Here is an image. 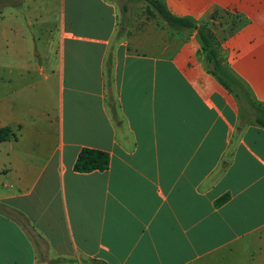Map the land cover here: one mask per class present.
<instances>
[{"label": "crops", "instance_id": "crops-1", "mask_svg": "<svg viewBox=\"0 0 264 264\" xmlns=\"http://www.w3.org/2000/svg\"><path fill=\"white\" fill-rule=\"evenodd\" d=\"M161 1L254 105L145 0H0V264H264V0Z\"/></svg>", "mask_w": 264, "mask_h": 264}, {"label": "trees", "instance_id": "trees-1", "mask_svg": "<svg viewBox=\"0 0 264 264\" xmlns=\"http://www.w3.org/2000/svg\"><path fill=\"white\" fill-rule=\"evenodd\" d=\"M145 1L152 5L170 26L197 30V36L204 53V65L207 71L213 74L223 86L237 97L242 95L250 104H255L246 87L233 75L225 64L221 46L222 41L242 22L239 16L215 9L201 21H195L189 17H178L171 14L161 0ZM9 134V129H0V141L8 138ZM108 163L109 156L106 152L84 148L77 156L74 169L80 172L104 170L107 168Z\"/></svg>", "mask_w": 264, "mask_h": 264}, {"label": "water", "instance_id": "water-1", "mask_svg": "<svg viewBox=\"0 0 264 264\" xmlns=\"http://www.w3.org/2000/svg\"><path fill=\"white\" fill-rule=\"evenodd\" d=\"M42 264H46L45 262H43Z\"/></svg>", "mask_w": 264, "mask_h": 264}, {"label": "rangeland", "instance_id": "rangeland-1", "mask_svg": "<svg viewBox=\"0 0 264 264\" xmlns=\"http://www.w3.org/2000/svg\"><path fill=\"white\" fill-rule=\"evenodd\" d=\"M154 8V7H153ZM155 9V8H154Z\"/></svg>", "mask_w": 264, "mask_h": 264}]
</instances>
